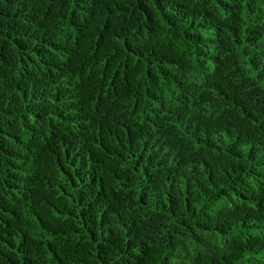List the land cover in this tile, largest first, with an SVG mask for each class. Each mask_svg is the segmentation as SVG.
I'll use <instances>...</instances> for the list:
<instances>
[{
    "label": "trees",
    "instance_id": "obj_1",
    "mask_svg": "<svg viewBox=\"0 0 264 264\" xmlns=\"http://www.w3.org/2000/svg\"><path fill=\"white\" fill-rule=\"evenodd\" d=\"M0 264H264V0H0Z\"/></svg>",
    "mask_w": 264,
    "mask_h": 264
}]
</instances>
